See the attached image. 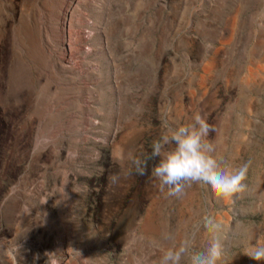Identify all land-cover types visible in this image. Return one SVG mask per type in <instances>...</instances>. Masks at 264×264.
Instances as JSON below:
<instances>
[{
  "label": "rangeland",
  "instance_id": "rangeland-1",
  "mask_svg": "<svg viewBox=\"0 0 264 264\" xmlns=\"http://www.w3.org/2000/svg\"><path fill=\"white\" fill-rule=\"evenodd\" d=\"M79 8L100 28L81 75L47 64L32 15L16 57L46 82L11 98L0 46V264H50V253L60 264H160L185 237L207 248L205 215L221 224L219 264H264L244 253L264 245V0ZM196 112L214 155L229 170L247 166L231 197L200 183L169 197L152 175L164 121L189 124Z\"/></svg>",
  "mask_w": 264,
  "mask_h": 264
},
{
  "label": "clouds",
  "instance_id": "clouds-1",
  "mask_svg": "<svg viewBox=\"0 0 264 264\" xmlns=\"http://www.w3.org/2000/svg\"><path fill=\"white\" fill-rule=\"evenodd\" d=\"M210 126L199 113L193 114L189 124L163 123V133L152 142L150 158L157 162L153 165L152 175L158 181L161 191L167 190L169 197L180 198L192 183H200L217 196L226 198L245 188L247 166L229 170L228 166L216 155L211 141L207 139ZM137 172L144 174L146 161L136 160ZM203 227L211 239L203 251L193 250V241L185 237L177 246L163 250L160 264H219L224 250L219 236L221 224L211 215L202 218ZM165 239H172L169 234ZM255 261H264V245L253 246L244 252ZM49 256L50 264H60L54 253Z\"/></svg>",
  "mask_w": 264,
  "mask_h": 264
},
{
  "label": "bare ground",
  "instance_id": "bare-ground-1",
  "mask_svg": "<svg viewBox=\"0 0 264 264\" xmlns=\"http://www.w3.org/2000/svg\"><path fill=\"white\" fill-rule=\"evenodd\" d=\"M19 1L18 7L14 0H0V46L2 47V45L6 44L9 54V62L7 69H5L6 73L3 81L4 86L11 90V93L13 91L10 97L15 98L18 96L17 93L20 89L26 90L28 96L31 97L30 95L33 91L38 87H42L46 82L42 77L40 78L35 74L33 64L20 61V56L16 57L18 52L17 43H19L20 39L19 31H22V34L27 33V21L32 15L37 18V22L36 24L33 23V27L39 37L41 49L45 50V61L47 60V64L48 61L50 63L53 62L61 70L60 72L65 71L75 75L85 73L87 58L94 51L90 39L94 33L96 34L100 30L99 28L96 31L95 26L93 27L88 22L85 13L79 8L80 4L85 3L86 0ZM17 14H19V17ZM30 26L28 27L30 28ZM23 30L25 31L23 32ZM36 33L32 34L36 35ZM102 41L104 42V40ZM32 48L34 49V47L28 49L32 50ZM37 52L41 51L38 50ZM28 61L30 62V60ZM43 69L45 70L44 67Z\"/></svg>",
  "mask_w": 264,
  "mask_h": 264
}]
</instances>
